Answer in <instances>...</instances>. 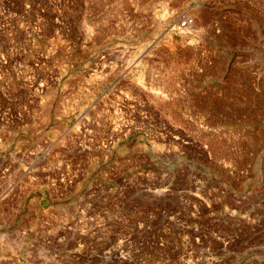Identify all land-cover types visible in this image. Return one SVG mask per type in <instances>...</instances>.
Listing matches in <instances>:
<instances>
[{
	"label": "rangeland",
	"instance_id": "1",
	"mask_svg": "<svg viewBox=\"0 0 264 264\" xmlns=\"http://www.w3.org/2000/svg\"><path fill=\"white\" fill-rule=\"evenodd\" d=\"M0 264H264V0H0Z\"/></svg>",
	"mask_w": 264,
	"mask_h": 264
},
{
	"label": "built area",
	"instance_id": "2",
	"mask_svg": "<svg viewBox=\"0 0 264 264\" xmlns=\"http://www.w3.org/2000/svg\"><path fill=\"white\" fill-rule=\"evenodd\" d=\"M181 25H182V26H186V21H185L184 18H182V20H181Z\"/></svg>",
	"mask_w": 264,
	"mask_h": 264
},
{
	"label": "bare ground",
	"instance_id": "3",
	"mask_svg": "<svg viewBox=\"0 0 264 264\" xmlns=\"http://www.w3.org/2000/svg\"><path fill=\"white\" fill-rule=\"evenodd\" d=\"M165 18H166V17H165ZM163 19H164V18H163ZM163 19H162V20H163ZM157 94H158V93H156L155 95H157ZM156 97H157V96H156ZM160 98H161V97H160Z\"/></svg>",
	"mask_w": 264,
	"mask_h": 264
}]
</instances>
